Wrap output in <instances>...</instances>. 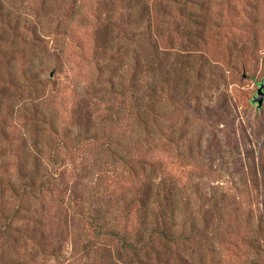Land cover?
<instances>
[{
	"label": "rangeland",
	"instance_id": "374dc122",
	"mask_svg": "<svg viewBox=\"0 0 264 264\" xmlns=\"http://www.w3.org/2000/svg\"><path fill=\"white\" fill-rule=\"evenodd\" d=\"M167 2L156 0L153 13L161 14ZM197 2L191 8L207 11L214 32L208 57L220 66L222 76L192 114L195 118L189 119L186 104V119L185 111L170 103L163 106L162 146L152 145L155 159L162 162L165 190L176 189L174 196L169 192L171 199L181 205L190 194L192 217L202 226L208 220L211 245L208 256L195 250L197 264H264V98L260 108L252 103L259 85L264 93V0ZM126 3L0 0V165L9 169L0 166V179L15 180L20 157L40 158L49 167L46 158L55 152L64 161L55 171L60 191L37 206L46 220L47 257L34 264H91L82 251L83 227L71 220L66 206L72 200L85 205L92 193L102 194L100 200L110 209L121 203L111 175L119 168L101 165L104 154L88 144L70 148L81 129L99 131L106 100L91 89L98 78L94 43L103 40L95 32L111 13L117 19ZM165 23L157 22L160 27ZM34 108L47 118L40 139L34 138ZM126 121L120 124L121 134H115L120 137L116 150L123 145L121 153L137 154L136 130ZM60 140L66 148L59 146ZM160 179L158 174L155 181ZM124 181L128 186L129 180ZM0 202V209L5 202L2 210L11 211L12 204ZM13 235L0 240L3 252L16 264L21 256L33 264L29 253L34 256V248L15 242Z\"/></svg>",
	"mask_w": 264,
	"mask_h": 264
},
{
	"label": "trees",
	"instance_id": "16d2710c",
	"mask_svg": "<svg viewBox=\"0 0 264 264\" xmlns=\"http://www.w3.org/2000/svg\"><path fill=\"white\" fill-rule=\"evenodd\" d=\"M155 4L156 0H127L119 17L116 19L111 13L95 32L103 40L94 43L98 78L91 89L106 100L105 113L98 121L99 131L94 133L89 126L81 129L70 149L88 144L104 154L99 158L104 160L101 165L119 168L112 170L111 175L114 187H118L113 188L114 193L121 203L110 209L104 198L100 200L102 194L92 193L87 196V204L72 200L66 206L72 212L71 220L76 219L83 227L82 251L91 257V264H197L195 250L208 256L211 245L208 220L203 219L206 225L202 226L195 215L192 217L190 194L180 205L169 195H175V187L171 186L169 192L165 190L162 162L155 159L152 145L162 146V113L166 103L185 111L184 119L188 114L189 119L195 118L192 114L222 76V69L209 60L207 52L214 32L208 26L207 11L200 14L191 8L198 4L197 0H168L162 5L161 14L153 13ZM158 21L166 22L165 27H160ZM184 104L190 113L187 114ZM37 111L34 108L32 112V124L34 138L40 139L47 118L38 116ZM126 120H131L136 130L137 154L121 153L123 145L116 150L120 137L115 134L118 130L121 134L120 124ZM58 143L67 147L62 140ZM46 161L50 168L37 157L30 161L17 158L15 180L9 176L0 179V200L12 204L11 211H6L2 210L5 202L2 203L0 240L13 231L15 242L34 248L35 255L29 253L33 264L47 257L43 229L46 220L37 206L60 191L55 171L64 162L55 152ZM0 166L9 171L6 165ZM158 174L161 179L155 181ZM125 178L129 180L128 186L124 185ZM3 250L0 264H16ZM39 254L44 255L41 258ZM204 261L202 258L201 262ZM17 264L29 263L21 256Z\"/></svg>",
	"mask_w": 264,
	"mask_h": 264
},
{
	"label": "water",
	"instance_id": "95a60500",
	"mask_svg": "<svg viewBox=\"0 0 264 264\" xmlns=\"http://www.w3.org/2000/svg\"><path fill=\"white\" fill-rule=\"evenodd\" d=\"M263 98H264L263 87L262 85H259L256 92V96L252 98V103L257 104L258 108H260L263 103Z\"/></svg>",
	"mask_w": 264,
	"mask_h": 264
}]
</instances>
